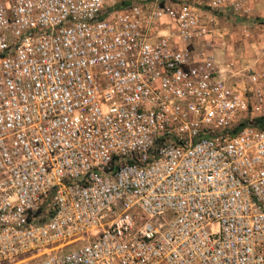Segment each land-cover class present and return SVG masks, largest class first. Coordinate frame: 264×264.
<instances>
[{
  "label": "built area",
  "instance_id": "built-area-1",
  "mask_svg": "<svg viewBox=\"0 0 264 264\" xmlns=\"http://www.w3.org/2000/svg\"><path fill=\"white\" fill-rule=\"evenodd\" d=\"M215 21L0 0V264H264V68L223 76Z\"/></svg>",
  "mask_w": 264,
  "mask_h": 264
},
{
  "label": "rangeland",
  "instance_id": "rangeland-1",
  "mask_svg": "<svg viewBox=\"0 0 264 264\" xmlns=\"http://www.w3.org/2000/svg\"><path fill=\"white\" fill-rule=\"evenodd\" d=\"M238 3V7L235 5ZM207 9L206 3H197ZM211 24L213 55L221 74L230 76L250 64L264 68V0H225Z\"/></svg>",
  "mask_w": 264,
  "mask_h": 264
},
{
  "label": "trees",
  "instance_id": "trees-1",
  "mask_svg": "<svg viewBox=\"0 0 264 264\" xmlns=\"http://www.w3.org/2000/svg\"><path fill=\"white\" fill-rule=\"evenodd\" d=\"M247 122L242 121L237 128H235V131L239 130L243 125H245ZM253 125H255L259 129H264V116H256L253 118Z\"/></svg>",
  "mask_w": 264,
  "mask_h": 264
},
{
  "label": "crops",
  "instance_id": "crops-1",
  "mask_svg": "<svg viewBox=\"0 0 264 264\" xmlns=\"http://www.w3.org/2000/svg\"><path fill=\"white\" fill-rule=\"evenodd\" d=\"M195 2H196V4L197 3H206L207 5H208V8L207 9H202L203 11H205L206 13H211V8H210V6H209V2H210V0H194ZM198 5V4H197ZM201 9V8H200ZM211 9V10H210Z\"/></svg>",
  "mask_w": 264,
  "mask_h": 264
}]
</instances>
